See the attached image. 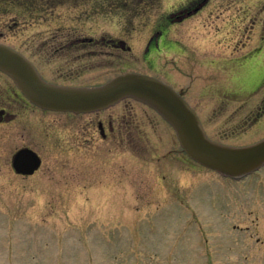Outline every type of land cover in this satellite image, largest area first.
Wrapping results in <instances>:
<instances>
[{
	"label": "rangeland",
	"instance_id": "1",
	"mask_svg": "<svg viewBox=\"0 0 264 264\" xmlns=\"http://www.w3.org/2000/svg\"><path fill=\"white\" fill-rule=\"evenodd\" d=\"M141 1L133 0L132 16L102 5L95 26L130 44L134 62L120 69L144 73L149 34L188 0ZM208 15L204 8L171 27L170 39L186 49L154 57L153 71L181 89L210 138L248 145L264 137V115L242 122L259 107L256 92L264 95L261 53L245 62L252 44L219 33L220 21ZM127 27L133 35L123 34ZM235 47L241 60H228ZM124 108L138 126L133 139L152 145L65 142L77 122L59 132L52 171L21 179L0 162V264H264V168L227 181L191 162L172 127L146 105L130 99Z\"/></svg>",
	"mask_w": 264,
	"mask_h": 264
},
{
	"label": "flooded vegetation",
	"instance_id": "2",
	"mask_svg": "<svg viewBox=\"0 0 264 264\" xmlns=\"http://www.w3.org/2000/svg\"><path fill=\"white\" fill-rule=\"evenodd\" d=\"M133 4V0H0V43L22 53L41 77L50 83L67 86L99 85L117 74L132 71L131 68L120 69L119 62H122V67H128L134 62L130 44L116 36L117 30L106 33V29L95 26L102 14V5L107 10L116 11L115 14L120 10L132 16L135 14L130 11ZM204 8L208 9V18L212 17L214 22L220 21L215 23L217 31L231 36H244L252 44L250 52L242 57L245 62H254L253 55L261 53L262 58L256 61H261L263 74L264 0H189L185 5L165 13L159 27L149 34L140 55L149 71L153 72V58L160 57L159 54L167 55L186 49L179 39H170L169 31L172 26L198 14ZM133 29L127 27L123 34L133 35ZM239 41L242 47L246 46L244 40L240 38ZM235 51L236 47L230 51L228 60L240 59L241 56L236 55ZM174 54L172 58H175ZM190 56L189 59L194 62V54ZM212 61L217 62L214 59ZM172 63V67H177L176 60ZM161 74L166 80L169 79L168 74ZM176 90L185 96L180 88ZM256 95V98H260L259 107L243 123L252 125L264 115V95L259 92ZM130 99L125 98L108 108L91 112L47 109L33 103L15 81L0 70V162L10 170L11 176L21 179L33 178L43 168L46 172L52 171L54 160L51 153L60 144L61 138L64 139L59 132L77 122L78 128L72 127L76 130V133L72 132L74 140L66 138L65 142L71 141L80 147L98 141L116 147L120 144L135 146L136 142L143 146L152 145V141L143 138L133 139L139 135L138 126L132 113L128 112L130 109L124 108ZM121 103L123 107H117ZM146 111L159 123H163L152 108L148 107ZM82 117L87 119L82 120ZM19 151L26 152L28 159L35 161L36 166L32 171L20 172L14 169L13 160ZM179 161L182 162V159ZM262 168L264 165L239 179L223 177L227 181L243 180L257 174Z\"/></svg>",
	"mask_w": 264,
	"mask_h": 264
},
{
	"label": "water",
	"instance_id": "3",
	"mask_svg": "<svg viewBox=\"0 0 264 264\" xmlns=\"http://www.w3.org/2000/svg\"><path fill=\"white\" fill-rule=\"evenodd\" d=\"M0 69L9 74L36 104L74 112L108 107L132 96L156 109L175 129L185 152L195 161L223 175L240 177L264 163V138L243 146L210 139L196 112L169 85L141 73L120 74L99 86H61L44 81L19 52L0 43ZM27 153L19 151L13 165L28 172L36 166Z\"/></svg>",
	"mask_w": 264,
	"mask_h": 264
},
{
	"label": "bare ground",
	"instance_id": "4",
	"mask_svg": "<svg viewBox=\"0 0 264 264\" xmlns=\"http://www.w3.org/2000/svg\"><path fill=\"white\" fill-rule=\"evenodd\" d=\"M13 162H14V160H13Z\"/></svg>",
	"mask_w": 264,
	"mask_h": 264
}]
</instances>
